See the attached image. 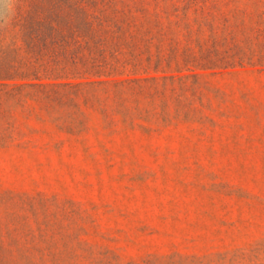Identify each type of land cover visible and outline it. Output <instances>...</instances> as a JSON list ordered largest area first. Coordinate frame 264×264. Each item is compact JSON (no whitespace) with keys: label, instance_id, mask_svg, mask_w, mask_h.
I'll return each instance as SVG.
<instances>
[{"label":"rangeland","instance_id":"374dc122","mask_svg":"<svg viewBox=\"0 0 264 264\" xmlns=\"http://www.w3.org/2000/svg\"><path fill=\"white\" fill-rule=\"evenodd\" d=\"M75 1L16 0L9 83L48 82L35 29ZM97 3L135 27L89 78L123 82L4 102L0 264H264V0Z\"/></svg>","mask_w":264,"mask_h":264},{"label":"trees","instance_id":"16d2710c","mask_svg":"<svg viewBox=\"0 0 264 264\" xmlns=\"http://www.w3.org/2000/svg\"><path fill=\"white\" fill-rule=\"evenodd\" d=\"M70 4L65 7H69L73 14L68 12L62 19L40 21L34 32L44 33V46L38 54L32 53L33 61L27 60L31 66L26 69H31L34 73L42 69L45 74H49L44 77L48 82L40 80L37 83H9L13 79L7 74L18 69L14 65H0V113L7 111L4 108L7 100H17L20 103L19 101L28 97L50 104L52 101L75 97L86 99L90 90L105 85L117 87L123 82L91 81L89 76H109L118 73L119 67L123 68L118 44L109 45L107 36L131 31L135 23L105 15V9L99 7L97 0H90L89 3L76 0ZM51 74H57L54 77L56 79L51 81Z\"/></svg>","mask_w":264,"mask_h":264},{"label":"clouds","instance_id":"9594fccd","mask_svg":"<svg viewBox=\"0 0 264 264\" xmlns=\"http://www.w3.org/2000/svg\"><path fill=\"white\" fill-rule=\"evenodd\" d=\"M16 0H0V29H6L15 15Z\"/></svg>","mask_w":264,"mask_h":264}]
</instances>
